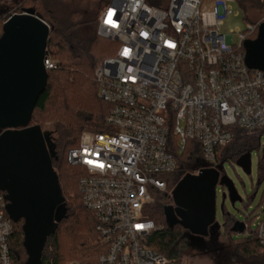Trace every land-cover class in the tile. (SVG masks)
<instances>
[{
  "label": "built area",
  "instance_id": "built-area-1",
  "mask_svg": "<svg viewBox=\"0 0 264 264\" xmlns=\"http://www.w3.org/2000/svg\"><path fill=\"white\" fill-rule=\"evenodd\" d=\"M238 1L170 0L161 10L145 0H111L101 11L99 35L119 43L95 71L99 97L111 106L107 131L84 132L67 156L85 170L79 189L97 222L98 264H171L147 243L160 229L144 215L152 192L166 189L160 176L177 169L189 142L213 168L235 127L264 130V71L247 67L244 50L263 22L221 32L233 14L229 3ZM45 67L57 68L48 56ZM6 204L0 192V264H12ZM258 235L264 244V220Z\"/></svg>",
  "mask_w": 264,
  "mask_h": 264
},
{
  "label": "trees",
  "instance_id": "trees-1",
  "mask_svg": "<svg viewBox=\"0 0 264 264\" xmlns=\"http://www.w3.org/2000/svg\"><path fill=\"white\" fill-rule=\"evenodd\" d=\"M2 1L0 0V37L3 25L9 17L34 8L51 28L46 55L57 61V68L48 71V84L36 104L31 125L43 128L51 123L45 131L51 133L56 146L58 159L53 161V167L65 198L67 217L48 239L42 253V262L98 264L102 250L96 230L97 222L93 213L84 207L79 189L85 170L70 165L67 156L71 149L78 146L84 132L107 131L105 120L111 106L99 97L95 71L104 60L116 56L119 48V43L104 39L98 33L100 13L111 0H15L20 10L13 14H10ZM145 1L149 6L161 10L167 9L170 2ZM242 2L245 10L248 9L247 5L250 8L254 6L252 0ZM259 6L263 9L261 3ZM233 130V141L218 149L213 168L221 165L224 167L227 162L235 164L243 155L261 148V131H247L236 127ZM176 159L177 169L160 176L166 182V189L154 191L151 202L145 207L144 215L160 228L149 238L148 246L169 259L171 264H182L184 252L192 249L189 232L179 225L170 228L166 223L164 208L173 204L171 193L184 176L210 168V165L204 160L198 142L194 141L189 142L186 151L177 154ZM224 173L223 170L222 175ZM259 178L257 186L264 180V156L259 162ZM255 193L249 198L250 201ZM237 223L243 224V231H233ZM248 223V218L241 222L229 213H224L222 229L211 236L219 246H225L227 241L234 245V251L244 263L264 264V244L259 238V229L251 232ZM22 226L23 221L13 223L10 240L12 264L27 262ZM241 234L247 236L234 240L235 235Z\"/></svg>",
  "mask_w": 264,
  "mask_h": 264
},
{
  "label": "water",
  "instance_id": "water-1",
  "mask_svg": "<svg viewBox=\"0 0 264 264\" xmlns=\"http://www.w3.org/2000/svg\"><path fill=\"white\" fill-rule=\"evenodd\" d=\"M50 32L42 16L31 8L9 17L0 37V192L7 202L9 219L13 223L23 221L26 264H43L48 239L67 217L53 167L58 157L52 135L31 125L49 80L45 60ZM244 50L247 67L264 71V22L256 38L244 43ZM235 164L251 175L250 153ZM223 170L221 165L184 176L171 193L173 204L164 208L170 228L179 225L189 232L190 248L222 229L216 221L218 186L226 188L233 205L242 202L233 182L222 175ZM226 197L224 193L223 199ZM243 227L237 223L233 231H243Z\"/></svg>",
  "mask_w": 264,
  "mask_h": 264
},
{
  "label": "rangeland",
  "instance_id": "rangeland-1",
  "mask_svg": "<svg viewBox=\"0 0 264 264\" xmlns=\"http://www.w3.org/2000/svg\"><path fill=\"white\" fill-rule=\"evenodd\" d=\"M67 1V0H63ZM254 6L244 9L242 0L238 3H229L233 7V14L229 15L224 22V26L221 30L223 34L230 35L232 31L239 33L246 30L247 23L253 25H259L264 22V10L260 8V0H252ZM4 6L10 11V14L20 10L15 0H3ZM249 4V3H248ZM251 6V5H250ZM15 14V13H14ZM21 14V13H17ZM234 42H239L237 35L234 36ZM56 62V60H52ZM51 126V123L46 124L42 129L47 130ZM261 148L251 153L252 161V173L247 175L236 164L227 162L224 165V174L233 182L235 188L242 199L236 202L234 205L231 203L227 190L222 189L221 186L216 188V221L222 226L224 222V213H229L241 222H245L246 218L249 220V226L251 232L258 231L262 221L264 220V180L259 186V162L261 157L264 156V130H261ZM256 192V193H255ZM154 191L152 192L153 196ZM227 197L224 200L223 194ZM253 196V200L249 198ZM223 206V207H222ZM247 235H235L234 240L244 239ZM235 243V242H234ZM65 264H78L77 262L67 261ZM182 264H246L234 251V245L230 242H225V246H219L214 241L198 245L191 250H186L182 256Z\"/></svg>",
  "mask_w": 264,
  "mask_h": 264
},
{
  "label": "snow or ice",
  "instance_id": "snow-or-ice-1",
  "mask_svg": "<svg viewBox=\"0 0 264 264\" xmlns=\"http://www.w3.org/2000/svg\"><path fill=\"white\" fill-rule=\"evenodd\" d=\"M111 16H112V13H111V11L109 12V14H108V18L106 19V23H112V20H111ZM128 54V50L127 49H125V51H124V55H127ZM102 166V165H101Z\"/></svg>",
  "mask_w": 264,
  "mask_h": 264
},
{
  "label": "flooded vegetation",
  "instance_id": "flooded-vegetation-1",
  "mask_svg": "<svg viewBox=\"0 0 264 264\" xmlns=\"http://www.w3.org/2000/svg\"><path fill=\"white\" fill-rule=\"evenodd\" d=\"M222 176V175H221ZM224 191H225V189H224ZM212 235H214V234H212ZM214 238H213V236H211V233H209V236L208 237H206L205 238V240L203 241L205 244H206V246L208 245V242H210V241H214L213 240Z\"/></svg>",
  "mask_w": 264,
  "mask_h": 264
}]
</instances>
